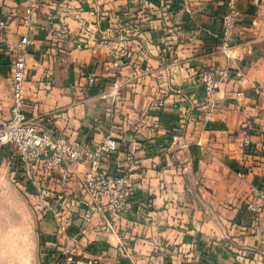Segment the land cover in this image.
I'll return each mask as SVG.
<instances>
[{"label": "crops", "instance_id": "obj_1", "mask_svg": "<svg viewBox=\"0 0 264 264\" xmlns=\"http://www.w3.org/2000/svg\"><path fill=\"white\" fill-rule=\"evenodd\" d=\"M225 1L39 0V24L29 30L26 116L40 132L91 146L116 138L118 150L102 167L110 173L117 172L114 160L124 157L127 138L137 143V167L128 172L129 208L118 218L101 210L103 200L82 191L88 164L71 165L66 184L59 181L64 166L50 174L35 167L65 210L70 238L44 215L42 264L63 250L84 264H264V240L253 235L245 209L264 178V0L238 2L234 59L219 48ZM24 8L25 0H0V19L8 22L0 48L27 31ZM48 14L50 24L85 31L89 45L105 36L108 18L115 19L116 30L107 48H74L44 27ZM114 52L123 59L119 69ZM211 67L233 76L207 100L197 77ZM10 69V58L0 52L4 118L12 104ZM90 73L92 85L86 83ZM113 87L115 99L103 97ZM177 136L186 148L173 144ZM244 136L247 148L240 145ZM2 176L15 178L8 146H0ZM87 212L94 215L84 224ZM19 233L1 227L0 249H16Z\"/></svg>", "mask_w": 264, "mask_h": 264}, {"label": "built area", "instance_id": "obj_2", "mask_svg": "<svg viewBox=\"0 0 264 264\" xmlns=\"http://www.w3.org/2000/svg\"><path fill=\"white\" fill-rule=\"evenodd\" d=\"M240 0H226L225 9L221 16L219 31V48L222 54L228 59H234L236 52L235 35L237 23L241 19L242 12L238 7ZM39 0H25L24 22L27 28L25 33L21 34L19 40L15 43L6 44L0 48V52L10 58V83L12 104L9 116L4 118L0 116V146H8L11 150V165L13 167L14 179L20 181L26 186L28 193L32 194L36 200V209L39 210L42 217L50 215L56 225L57 231L64 234L67 229V220L65 210L59 202L47 190L44 183V175L50 174L55 168L64 166L59 181L66 184L70 181V166L77 163H86L89 169L85 173L81 185L84 194L103 200L101 210L111 218H118L129 208V192L131 180L128 172L137 167L134 159L136 142L132 136L127 138L128 146L123 158H115L114 165L116 173H110L103 170V164L109 162L112 156L118 150L116 138L107 136L96 146H91L83 140H71L62 134H51L49 132H40L37 124L25 114L26 96L25 82L27 74V60L30 52L29 47L32 40L29 36V30L39 24L37 7ZM44 27L56 37L62 38L74 48H107L110 44V34L115 32V19H107V30L104 37L100 40L89 43L85 40V31L78 33L71 32L68 28L59 23H52L53 16H46ZM8 22L0 19V39L6 34ZM123 59L118 52L113 53V65L119 69L123 67ZM53 69L48 68L45 71V77L51 80ZM233 76L227 68L211 67L204 68L198 73L197 81L201 87L205 99L210 100L220 88L223 82H226ZM234 76L238 81H242L243 75L236 71ZM94 74L86 76V83L92 85L95 82ZM256 93L263 92L256 88ZM116 89L104 92L103 97L115 99ZM208 113L206 114V117ZM173 144L180 148H186L187 143L183 142L181 137L173 139ZM250 140L247 136L241 138L240 145L247 148ZM39 165L43 174H38L34 169ZM43 175V177H42ZM245 209L250 215L253 223V235L264 240V224L261 222V216L264 213V178L258 187H254L245 202ZM94 212H87L83 217L84 224H88ZM69 240V236L64 234ZM45 264H84L81 260H76L69 250H63L60 254L52 255Z\"/></svg>", "mask_w": 264, "mask_h": 264}, {"label": "rangeland", "instance_id": "obj_3", "mask_svg": "<svg viewBox=\"0 0 264 264\" xmlns=\"http://www.w3.org/2000/svg\"><path fill=\"white\" fill-rule=\"evenodd\" d=\"M36 206L24 184L11 177H0V229L15 230L23 237L16 249H0V264H42V215Z\"/></svg>", "mask_w": 264, "mask_h": 264}]
</instances>
